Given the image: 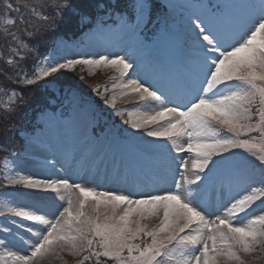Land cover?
Listing matches in <instances>:
<instances>
[{
  "label": "snow or ice",
  "instance_id": "6c2138e0",
  "mask_svg": "<svg viewBox=\"0 0 264 264\" xmlns=\"http://www.w3.org/2000/svg\"><path fill=\"white\" fill-rule=\"evenodd\" d=\"M159 7L186 9L174 31L154 14V0H88L83 8L72 0L39 7L0 0V93L8 95L0 139L10 141L17 118L30 115L24 88L69 73L86 82L85 70L118 74L111 89L89 85L91 96L71 80L53 89L33 132L20 130L26 151L54 141L64 163L57 168L55 156L45 158L39 166L47 174H22L21 154L5 157L0 264H50L53 257L63 264H264V212L251 214L264 205V0ZM68 10L81 45L117 50L68 55L73 41L48 36ZM163 32L172 40L166 51L158 47ZM118 97L152 110L125 111ZM97 100L126 126L119 134L128 148L112 155L103 175L127 190L85 180L99 174L88 145L107 139ZM81 124L85 148L78 150L63 131ZM65 164L79 180L59 174ZM168 178L173 186L160 187Z\"/></svg>",
  "mask_w": 264,
  "mask_h": 264
},
{
  "label": "rangeland",
  "instance_id": "374dc122",
  "mask_svg": "<svg viewBox=\"0 0 264 264\" xmlns=\"http://www.w3.org/2000/svg\"><path fill=\"white\" fill-rule=\"evenodd\" d=\"M33 1L32 3H35L36 4V0H30V2ZM176 5H181V4H186V3H189V0H174ZM39 7V6H38ZM178 10L182 9V8H179L177 7ZM183 10H186V9H183ZM40 21V20H38ZM37 21V23H38ZM41 23H43V21H40ZM116 51L117 49H114V48H106L105 45L103 44H94V45H91V46H88V47H77V49H73L71 47V49L69 50V52L67 53L68 55H76V54H92V53H96V52H104V51ZM62 55L64 53H61ZM77 72H79V68L76 70ZM112 70L110 69H96L93 71V73L91 75L88 74L87 70H85L82 74L85 75V78H86V81L89 80V79H92L93 77H96V74H99L100 76H106L108 74V72H110ZM114 72V71H112ZM62 79H70L72 81H76V79H74V73H69L67 74V76H63ZM82 84V82H81ZM112 87V86H111ZM110 87V88H111ZM84 88H87V93L89 91V87L88 86H85ZM125 101H128V100H125L123 98H120L118 97L117 98V103H120V102H125ZM132 112H135L134 110H132ZM123 127H126L123 125ZM83 125L81 124L80 127L78 128H69L68 129V138H65V140L69 143V144H72V143H75L76 147L78 150H82L85 148V144L83 143ZM95 140V139H94ZM95 144V148L97 149L98 145L97 142L94 143ZM44 145L46 146V149L45 150H40L38 149V147L34 148L32 151H34L33 153V156H37L39 159H44L45 158H48V159H52L53 156L56 157V160L59 161V163L57 164V168L60 167V164L64 163L63 159H62V156L61 154L57 151L56 149V146H55V142L54 141H45ZM27 162H22V161H17L16 164H17V167L18 169L22 172H25V164ZM2 167H3V172L5 171V161L2 163ZM9 167H11V165H9ZM65 170L61 173H59L60 175H65V176H68L70 179L72 180H79L80 177L78 178H75V175H74V169H69L68 168V165L65 164ZM91 167L92 169L95 171L96 169H99V177L101 178L102 177V173L101 171H103V161L100 159V160H96L95 159V156L94 158L91 160ZM33 170V169H32ZM34 174H47V171L41 169V168H38L36 170H33ZM98 175L93 179L92 176H87L85 177V180L88 181V182H91L93 184H95L97 187L101 188V189H108V190H127L126 186L121 184V183H118V182H115L113 180H101V179H98ZM160 187H171L173 186L172 185V182L167 179L166 182H161ZM147 190H150V189H145V191ZM27 202L29 203H32L34 201L31 200V198H25ZM41 208L43 211H46V212H51L52 209L50 207H47L45 205H41ZM261 212H264V206L262 207V209L257 212L258 214H260ZM19 246L17 245L16 247H14L12 250H16V248H18ZM22 254V253H20ZM50 264H61V260L53 257L50 261ZM256 264H259L258 262H256Z\"/></svg>",
  "mask_w": 264,
  "mask_h": 264
},
{
  "label": "trees",
  "instance_id": "16d2710c",
  "mask_svg": "<svg viewBox=\"0 0 264 264\" xmlns=\"http://www.w3.org/2000/svg\"><path fill=\"white\" fill-rule=\"evenodd\" d=\"M38 1L42 2V0H38ZM80 2H81V0H77V2H72V3L74 4V6H76L77 3H80ZM154 3L157 5L158 8H161V9L163 8V7H159V5H161V3L159 1L154 0ZM70 12H71V10H68L67 12H65L63 20H58V28H57V30L54 33L53 32H49L48 33L49 37L55 36V37H59L61 39H65V40H68V41H74V40L78 39L77 37H79V31H80L79 29H74L73 30L71 27L70 28H65V27H67V25L65 24L66 23L65 19H66L67 16L70 15ZM37 21H36V23H37ZM38 23H41V22L38 21ZM155 27L158 28L157 25ZM50 44H51V40L49 39L48 40V45H50ZM46 47H47V45H42L40 51L43 53L45 51ZM74 79H76V74L75 73H74ZM68 80H70V79L60 80V77H59V78L49 82V84H52L53 82H55V83H57L59 85L58 89L63 91V88H64L63 86L66 85L69 82ZM2 82H3L2 78H0V83H2ZM74 82H76L79 90L84 95L87 94L86 96H89L88 93H85V91H84L85 88L84 87L92 85L91 81L82 82V84L79 81H74ZM11 86H14V85H11ZM92 86H97L96 85V81L93 82ZM44 89H42L41 91H43ZM45 92H48V91H45ZM95 107H96L97 111L101 114V117L100 116L97 117L101 127H105L108 124V121L113 123L114 125H116V123L114 122L115 119L112 118V117H116V116L111 115L110 112L108 111V109H104L103 105H102V103L100 101H98V100L96 101ZM123 109L125 111H127L126 108H123ZM31 116H32V113H31ZM117 118L120 120L119 117H117ZM125 118H127V117H125ZM117 127L120 128L119 126H117ZM118 128H113V131H112V129H110L109 133L112 131V132H115L117 135L123 137V135L119 134V129ZM90 131H91V129H90ZM98 131H99V129H97V132ZM10 135L12 136V139H11L12 142L14 141V142H16L18 144V141L16 139V133L14 132V133H11ZM0 144H3L4 146L8 147L9 150H12L14 146H17L16 144L11 146L10 141H6V140H3V139H0ZM4 153H5L4 151H0V156H2Z\"/></svg>",
  "mask_w": 264,
  "mask_h": 264
}]
</instances>
